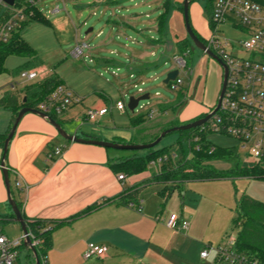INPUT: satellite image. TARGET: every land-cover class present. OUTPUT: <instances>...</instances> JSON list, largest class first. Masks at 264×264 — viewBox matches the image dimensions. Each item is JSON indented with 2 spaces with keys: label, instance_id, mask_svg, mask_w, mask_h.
Instances as JSON below:
<instances>
[{
  "label": "crops",
  "instance_id": "obj_1",
  "mask_svg": "<svg viewBox=\"0 0 264 264\" xmlns=\"http://www.w3.org/2000/svg\"><path fill=\"white\" fill-rule=\"evenodd\" d=\"M165 1L163 0L162 3L164 4ZM182 1L168 0L166 2L167 9L159 33L156 28L157 20H155V27L151 26L152 31L160 37L159 43L163 44L165 50H168L166 44L173 45L186 35L182 14L179 10ZM169 7H171L170 13ZM132 27L127 22L121 23L117 32L118 36L115 37H127L125 29ZM58 30L62 32L64 25L60 24ZM193 30L201 37L198 30L195 28ZM98 37H101V34ZM149 37H153V35ZM99 57L102 62L106 61L101 58L102 55ZM151 65L142 64L135 68V71L139 69L145 71ZM40 67L45 69L46 76L53 72V70L48 71L42 63ZM55 75L58 77L57 74ZM196 81L198 82V80ZM13 88L11 86L9 91L0 92V98L4 94L13 93ZM16 95L22 96V94ZM95 96L96 98L89 101L88 104L84 105L80 101L79 104L69 107L56 117V122L61 129L63 130L62 124L69 122H78L80 125L86 123L83 119L86 109L105 106L102 101L103 96L98 92H95ZM189 97L176 113L184 109L186 103L190 101ZM164 105L167 104H158L155 107L158 114L143 122L152 123L153 126L147 128L148 130L141 128L140 125L143 123L136 128L129 126L130 117L144 113L134 114L133 112L128 117L126 129L130 135L134 134L137 138L136 144L159 134L171 121L183 124L207 113L211 108H201L197 111L190 109L179 118L160 122L155 117L166 114L165 110L159 111ZM112 109L113 107L110 106L108 112L99 118L96 124L99 125L107 114L111 116ZM11 117L10 109L0 107V135H4L10 129ZM79 130L78 126L73 131H63L78 138L107 141L104 138L106 136L104 131L95 134ZM111 133L114 132L111 131ZM58 138L56 130L45 119L28 112L24 113L8 142L3 159L4 167L7 170L10 199L15 203H20V211L25 219L39 221L44 230L50 229L49 245L45 252L46 264L218 263L215 248L220 247L219 242L227 226L222 212H220V209H223L221 206L222 197L210 192L211 185H200L197 182L185 183L181 190L172 191L166 201L161 204L157 194L161 190V185L153 181V174L157 172L154 168L152 173L143 171L125 175L122 181H117L116 176L120 174L116 166L118 162L111 161L117 157L110 156L107 149L95 145L59 141ZM113 139L123 140L122 137L117 136H112ZM56 146L62 147L61 153L46 159V154ZM1 148L0 146V157ZM219 163L221 162H211V165L222 170L227 167L226 164L224 168L218 167ZM9 179H12L13 190H11ZM135 186H140V189L135 200L131 202L134 203V207L113 201L104 202ZM147 186L152 187L147 188ZM214 188L216 190V186ZM205 193H209L211 196ZM211 201L214 202L211 204L218 213L216 221L207 231L202 228V218L213 209L211 204L210 207L206 205ZM91 206L96 207L86 214L71 219ZM169 214H175L179 220L186 221V229H168L164 223ZM9 215L12 214L7 203L0 168V216ZM9 221L15 222L14 219ZM55 223L59 224L54 226ZM89 243L104 247L103 257L83 259V252ZM202 251H206L204 258L199 256Z\"/></svg>",
  "mask_w": 264,
  "mask_h": 264
},
{
  "label": "rangeland",
  "instance_id": "obj_2",
  "mask_svg": "<svg viewBox=\"0 0 264 264\" xmlns=\"http://www.w3.org/2000/svg\"><path fill=\"white\" fill-rule=\"evenodd\" d=\"M162 1L42 0L36 8L46 18L49 26L32 21L21 31V38L33 50L42 65L48 71L53 70L61 79L62 86L81 99L82 104L86 105L89 101H93L96 98L95 92H98L103 96L102 101L107 108L113 106L116 101H121L125 107L130 96H139L136 93V88H141L148 95V99L139 101L137 106L155 108L158 104L172 103L178 92L169 90L162 81L171 68L172 56H181L185 62V68L180 72L183 84L188 79L191 86L196 80L198 82L193 98L186 103L184 109L179 113L167 111L166 114L155 117L160 122H165L183 116L190 109L197 111L201 108L212 107L215 104L221 85V68L214 60L197 49L193 52L181 54L177 53L172 44H166L168 50L164 49L163 44L159 43L160 37L152 31L151 27L152 25L155 27V20L164 11ZM204 5L205 0H190L187 10L191 28L198 30L201 38L206 40L211 36V30L207 25ZM54 6H57V11L52 12ZM170 12L171 7H169ZM124 22L131 24L133 27L125 29L127 37H115L118 36L117 32L121 23ZM60 24L64 25L62 32L58 30ZM89 29L90 31H88ZM217 29V35L221 41L236 42L245 37L230 22L218 25ZM100 34L101 37H98ZM150 35H153V37H149ZM79 42L86 43L88 48L84 49L80 57L73 58L70 53L75 44ZM101 55V58L106 59L105 62L99 59ZM23 62L22 57L11 54L3 59L0 72V92L9 91L13 86L12 92L21 95L24 86L33 82L23 81L19 78L18 70ZM142 64L152 65L143 71L141 75H138L135 68L140 67ZM189 72L190 75H188ZM129 74L132 75L131 78H129ZM133 85L136 87L133 88ZM155 93L158 96H155ZM136 113L137 108L134 110V114ZM131 115L126 107L123 112H116L112 109L111 116L107 114L99 125L90 123L80 125L78 122H69L62 124V127L66 132L73 131L78 126L81 132L96 134L99 131H104L106 132L104 138L107 140L105 142L118 144L133 142L136 144L137 138L134 134L130 135V132L128 133V129H126L128 117ZM168 124H177V122L171 121ZM140 126L149 129L153 125L151 122H147ZM111 131L114 133H111ZM112 136L122 137L123 140H112ZM205 137L207 141L218 148L236 146L235 140L228 136L207 133ZM101 138H103L102 135ZM58 139L64 141L60 137ZM158 147L167 148L172 160L176 161L179 158V147L185 149V143L177 132H171L159 141ZM107 151L110 156L117 157L111 160L115 162H121L132 153L139 152L113 149H107ZM240 154L243 156L242 152ZM217 166L226 167L223 163H219ZM117 171L125 176L120 170ZM152 171L153 167L148 166L144 172L152 173ZM9 183L11 190H13L12 179H9ZM197 183L211 185L210 192L222 197V204H220L223 209H220V212H222L227 227L222 233L219 242L220 247L225 245L228 237L235 232L231 229L235 198L240 195H247L264 204L263 180L239 177ZM205 194L208 195L209 193ZM211 203L214 202H207V207H210ZM211 207L213 209L202 218V228L207 231L217 219L218 212L214 209L213 204H211ZM0 231L10 241L18 239L21 235L17 222L6 221L0 223ZM16 251L18 254L17 264L33 262L23 246L20 245Z\"/></svg>",
  "mask_w": 264,
  "mask_h": 264
},
{
  "label": "built area",
  "instance_id": "obj_3",
  "mask_svg": "<svg viewBox=\"0 0 264 264\" xmlns=\"http://www.w3.org/2000/svg\"><path fill=\"white\" fill-rule=\"evenodd\" d=\"M40 1L42 0H14L11 5H8L0 0V46L7 44L14 34L23 30L24 23L31 18ZM53 11H57V6H54ZM225 22H230L245 37L236 42L221 41L217 35V27ZM209 28L211 36L204 40L203 45L225 67V81L217 110L198 127V130L231 137L235 140L240 153L264 163V0H213L209 14ZM87 48L88 45L84 42L76 43L70 55L73 58L80 57ZM184 68L183 58L173 55L169 70H176L177 74L172 81L165 84L169 90L176 91L185 85L190 92L192 86L189 79L183 84V79L180 77V72ZM18 76L23 81L41 80L46 77V71L39 66L20 70ZM131 77L132 75L129 74V78ZM136 93L142 95L144 90L136 88ZM154 95L158 96L157 93ZM80 101L81 99L62 85H57L45 100L37 105L36 110L46 116L58 117L69 107L79 104ZM137 105L133 112L137 108V113H144L147 119L158 114V111L151 106ZM214 105L208 109L207 113ZM112 107L119 112L125 110L121 101H116ZM108 110L109 108L105 106L88 108L83 113V119L86 123L96 124ZM61 150V146L53 147L46 154V159L59 155ZM160 160L151 161L149 165L158 166ZM123 178L121 174L116 176L117 181H122ZM137 203L139 204L140 201L138 200ZM127 206L134 207V203H127ZM164 225L171 230H185L187 227L186 221L179 220L175 214H169ZM26 236L33 247L36 241L29 233ZM24 238L25 236L21 234L18 239L10 241L0 231V264H17L16 249L23 244ZM233 242L234 235L228 237L225 245L215 248L218 263L263 264L236 253L232 249ZM104 254V247L89 243L85 247L82 258H101ZM199 256L204 258L206 251H202Z\"/></svg>",
  "mask_w": 264,
  "mask_h": 264
},
{
  "label": "trees",
  "instance_id": "obj_4",
  "mask_svg": "<svg viewBox=\"0 0 264 264\" xmlns=\"http://www.w3.org/2000/svg\"><path fill=\"white\" fill-rule=\"evenodd\" d=\"M167 1L168 0L163 4L164 12L157 17L156 28L158 33L162 28L167 9ZM212 1L213 0H205L204 5L208 26ZM179 10L182 12V3L179 5ZM32 21L40 22L49 26L46 18H44L37 9H34L33 15L24 23L22 29ZM191 29L195 37L204 44V39H202L193 28ZM172 46L177 50V53L181 54L190 52V42L186 35L183 39L173 43ZM10 54L25 59V62L21 65L18 72L20 70H28L35 66H41L40 59L37 58L33 50L21 39V32H17L7 44L0 46V72L2 70L1 64L3 59ZM136 73L141 75L143 70L139 69ZM57 85H62L61 80L53 72H50V74L43 79L35 80L24 86L21 96L24 97V102H22L21 97H18L16 94L7 93L0 98V107L8 108L12 111L11 122L13 123L16 113L21 107L37 109V105L44 101L50 91ZM176 91L178 93L175 100L160 108V112L165 110L176 113V111L184 104L186 97L188 96L187 93H189L188 88L183 85ZM204 115L205 114H202L191 121L199 119ZM48 117L56 122L55 115H48ZM146 119L147 117L145 114L132 116L129 119V126L131 128H136V126H139ZM183 124H169L160 132ZM8 132L9 130L4 135H0L1 147ZM177 133L183 139L185 149L179 147V158L176 161L172 160L171 155L168 154L167 148L158 147L157 144L151 149L132 153L128 158L116 163L117 168L123 174L128 176L145 171L151 161L161 159L158 166H153L157 171L153 174V181L161 185V190L157 193L161 200V204L166 201L172 191L181 190L182 185L185 183L217 181L239 177L264 181V163L250 159L244 154L241 156L236 146L230 148H218L207 141L205 137L207 133L199 132L198 127L184 131H177ZM157 136L158 134L139 144L149 143ZM128 144L134 143L130 142ZM163 157H165L164 160H162ZM211 162L224 163L228 168L223 170L217 169L211 165ZM139 189L140 186L128 188L115 198L104 202L107 203L113 201L125 205L135 200ZM15 204L20 211V203L16 202ZM95 207L96 206L88 207L78 215L71 217V219L86 214ZM21 217L25 223L26 232L36 241L33 250L38 264H43V262H45V252L49 245L50 229L44 230L39 221H28L23 217L22 213ZM10 219H13L12 215L0 216V223L9 221ZM57 224L59 223H55L54 226ZM231 229L235 230L232 249L238 254L255 259L264 264V204L247 195H240L235 198ZM21 246L27 250L28 255L33 261V256L31 255L30 250L23 244H21ZM33 262H27L26 264H33Z\"/></svg>",
  "mask_w": 264,
  "mask_h": 264
},
{
  "label": "water",
  "instance_id": "obj_5",
  "mask_svg": "<svg viewBox=\"0 0 264 264\" xmlns=\"http://www.w3.org/2000/svg\"><path fill=\"white\" fill-rule=\"evenodd\" d=\"M4 3L11 5L13 3L14 0H2ZM190 0H183L182 1V20H183V27L185 30V34L190 42V52H193L194 50H199L201 51L203 54H205L206 56H208L209 58H211L212 60H214L221 68L222 71V81H221V85H220V89L215 101V105L214 107L211 109V111L207 114H205L203 117L196 119L194 121H191L189 123L180 125V126H176V127H171L169 129H165L164 131L160 132L158 134V136L151 142L146 143V144H118V143H113V142H105V141H99L96 139H83V138H78L74 135H69L67 133H65L61 127L50 117L46 116L44 113L36 110V109H30L27 107H21L17 113L16 116L13 120L12 125L10 126L9 132L7 133L6 137L4 138L3 142H2V148H1V157H0V168H1V172H2V177H3V183L5 186V190H6V195H7V203L8 206L11 210V214L13 216V219L15 222L18 223L21 234L25 236L24 238V242L23 245L25 247H27L30 250L31 255L33 256V264H38V261L35 257V252L33 250V247L30 245L29 239L27 238L26 234V229H25V223L21 217V212L19 211V209L17 208L15 202L10 199V191H9V184H8V179H7V170L4 167L3 164V159L7 150V145L8 142L10 140V138L13 135V132L15 130V127L18 123V121L20 120V118L22 117V115L24 113H31L34 114L42 119H45L49 125H51L56 132L58 133L59 137L65 141H69V142H75V143H81V144H89V145H95V146H99V147H103L105 149H113V150H126V151H142V150H147V149H151L154 146H156L159 141L168 133L171 132H177V131H184V130H188V129H192V128H196L199 127L200 125H202L204 122H206L208 120V118L217 110L218 105H219V100L221 98L223 89H224V81H225V67L223 66V64L220 62V60L214 56L209 50H207L205 48V46L203 45V43H201L194 35L191 26L189 24V18H188V10H187V6ZM90 30V29H89ZM88 30V31H89ZM177 74L176 70H171L169 72L166 73L164 80L162 81L163 84H167L168 81H172L175 76ZM197 86V81L194 82L192 89H191V94L189 99L191 100L193 98V95L195 93V89ZM148 99V95L147 93H143L142 95H139L137 97L134 96H130L127 100L126 103V110L129 113H133V109L136 107V105L138 104L139 101L142 100H147ZM24 97L22 98V102H24ZM184 105V104H183ZM182 105V106H183ZM181 106V107H182ZM180 107V108H181Z\"/></svg>",
  "mask_w": 264,
  "mask_h": 264
},
{
  "label": "flooded vegetation",
  "instance_id": "obj_6",
  "mask_svg": "<svg viewBox=\"0 0 264 264\" xmlns=\"http://www.w3.org/2000/svg\"><path fill=\"white\" fill-rule=\"evenodd\" d=\"M221 81H222V71H221Z\"/></svg>",
  "mask_w": 264,
  "mask_h": 264
}]
</instances>
